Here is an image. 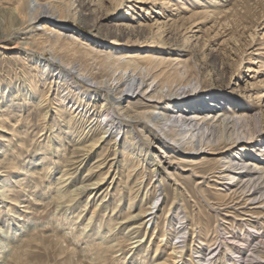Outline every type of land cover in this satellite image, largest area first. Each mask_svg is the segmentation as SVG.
I'll return each instance as SVG.
<instances>
[{"label":"bare ground","instance_id":"bare-ground-1","mask_svg":"<svg viewBox=\"0 0 264 264\" xmlns=\"http://www.w3.org/2000/svg\"><path fill=\"white\" fill-rule=\"evenodd\" d=\"M53 1L40 3L37 0H20L18 5L3 12L8 21L2 22L0 25V38L11 40L17 37L14 41L15 44L3 45L4 48L23 46L30 54L26 59L29 58L30 64L35 65L32 67L34 72H39L38 80H44V83L47 79L49 80L47 90L37 94L39 99L34 107L41 112L44 118L46 117L52 122L49 123L46 130L55 131L56 134L53 135L54 137H51L50 133L47 135L46 138L50 137V140L45 146H42V143H37V148L41 151L36 153L38 155L34 159L32 156L29 160L25 175L33 177L34 173L39 174L41 170L47 171L48 169L49 173L53 174L55 165L51 159L55 157L54 163H57L58 166L60 164L61 169L57 171L58 174L53 178L50 187L55 188L57 212L62 214L64 220L65 216L71 215L73 217L72 224H74V219L82 218L86 206L94 201L96 196L99 198L104 193L103 184H107V179L110 177V174L102 173L105 164L108 163V161L104 162L106 156L103 153H100L90 163V167L82 175V178L78 177V172L95 153L99 152V147L105 144L109 136H113V133L116 135L122 132L129 133L128 136L123 137L122 141L113 140L111 146L114 156L111 157L113 161L109 168L116 165L119 157L125 158L126 153L131 156L147 154L146 158L149 159L147 164L150 170L146 171L147 164L144 165L143 162H140V156L137 167L133 169L134 173L132 171V179L140 174L141 179L138 181H142L144 173L147 172V177H151V179L165 175L168 178H173L174 184H176L175 197L172 201L175 202L174 210L170 212L167 219L169 227L163 228L155 253L163 244L161 241L165 239L166 233L169 231L173 232L174 238L183 236L185 233L191 236L188 241L183 239L182 244H177L179 241L170 242L169 253L161 260L152 261L151 264H188L185 259L188 246L190 251L188 261L192 264L195 261L214 264L218 258L220 260L223 258L224 264H243L245 260L242 261L241 245L252 244L253 240L258 241V245L255 244L252 247V257L247 259L249 261L246 264H264V252L262 251L264 248L263 112L251 114L246 109L250 108L251 111L252 104L247 106L245 103L239 104L236 99L210 96V94L202 92L203 90L192 94L190 89L201 84V78H198L195 65H189L188 58H183V50L188 47L177 45L178 48L183 49L173 55L169 48L170 45L167 44L164 37L156 36V32L152 30L154 26L157 29L167 25L169 27L170 23L167 21H162L160 24H157L158 22L140 23L139 27L152 30V33L147 36H137V34L135 36H100L98 29V33L95 34L98 36L85 38V36L74 35L76 34L74 29L70 34L66 33L70 30L65 25L66 10L69 9V6L62 5L56 0ZM138 1L153 2L163 8L171 7L174 4L172 0ZM250 1L236 0L231 5L222 6V10H217V12L207 10L193 12L190 15L192 17L191 24L203 22L201 20L203 17L205 21L223 22L224 27L228 28L229 19L232 20L234 16L240 15L238 6L248 12L252 10L253 6H258L264 0ZM197 2L200 3V6H206L207 3H214L215 0H198ZM257 23L263 25L264 21L258 20ZM27 27L38 32L41 37H34V35L33 37L30 35L20 37L18 33L23 32ZM248 36L253 42L255 36L253 29L248 32ZM105 37L111 38V41L102 46L101 38L105 39ZM81 39L87 42L84 44ZM47 55L50 57L46 58ZM260 66L264 68V65ZM19 72L24 76L23 69H19ZM49 73L51 75L47 78ZM26 82L31 85L34 81L26 79ZM260 82H264V79ZM124 86L127 87L124 88ZM33 87H35L34 84ZM33 87L31 88L33 89ZM32 89H27L25 86L19 88L21 91L24 90L19 97H23V100L32 99L31 93L35 94ZM180 92L185 97H174L181 95ZM12 96L13 93H10L8 99L6 98V101L10 102V106L12 105V99H10ZM263 96L264 92L258 96V99H262ZM136 97H140L143 102L136 105L131 104L130 101ZM151 102L152 105L149 104ZM51 109H53V115L50 113ZM249 120L252 122L254 120V127L259 124L261 130L259 134H256ZM137 128L142 139H138ZM14 129L6 130V134L14 135L17 133V130L14 131ZM17 135L19 136V134ZM11 139L15 140L11 144L12 154H16L14 156L17 157L18 153L22 151L23 138L16 139L15 136H12ZM54 140H56L55 146H53ZM2 141H7V139L3 138ZM67 142L71 149L66 158ZM167 151L186 152L188 156L181 161L192 165L197 164L190 158L195 154L202 153L205 156L216 154L215 160L219 167L212 172L209 180L223 199L234 200V203L230 204V202V205L212 203V207L209 208L221 219L220 222L217 221L212 231L208 229V232L201 233L204 227L201 220L190 218L185 206L176 203L177 195L179 197L181 195L179 191L181 186L176 182L177 178L174 177L175 170L179 167L175 166L171 160L165 159ZM12 154L4 153V158L0 161V209L3 206L7 207L9 220H12L11 217H19L22 213L16 212L17 214L14 215L10 206H7L12 203V198L7 193L8 190H11L8 182L12 178L16 187L22 186L26 190L22 185L24 177L18 175L19 170L8 166V164L14 166ZM47 155L50 156L49 159H47ZM9 158H12V161ZM142 167L144 168L139 170ZM189 172L200 178L197 183L204 184L206 182L205 175L196 173L197 171L193 168H190ZM115 174H113L110 184L114 180ZM158 177L150 186L151 193L146 196V201L149 196H153L147 206L143 207L140 204L136 212H128L120 219L108 217L110 228L102 237L103 246L100 247L103 249L102 251L113 254L115 251L123 250L122 244L124 243L127 247L125 250L131 252L130 255L135 252L144 255L142 242L146 231L142 237H137L141 229L147 223L154 222L156 218L155 211L158 206L155 201L162 193L157 194L162 190V184ZM30 179L28 182L31 181ZM78 181L80 183L76 184ZM33 184L36 185V182ZM85 195L87 197L84 202ZM7 198L9 199L7 200ZM39 202L35 201V204H39ZM81 203H83V207H81ZM115 204L111 216L118 214L119 204L118 202ZM100 206H106L104 196L93 205L90 215L83 223L82 233L85 229L89 231L93 227ZM130 207L131 204L128 208ZM181 213L183 215L179 216ZM230 218L231 221H229ZM190 221L191 223H189ZM129 222L132 223L128 224ZM235 223L245 227L240 237L233 230L235 226L232 225ZM256 224L259 226L257 227ZM123 226L126 232L120 237L116 236ZM220 230L223 235L226 234L225 237L220 235ZM261 230L262 234L259 233ZM251 232H255V236ZM111 235L114 236L113 240L116 242L106 243ZM9 236H11V232L0 235L2 261L10 252V247L3 250L6 246L5 239L9 238L7 242L11 240ZM119 238L121 239L118 240ZM236 242L238 247L234 245ZM201 245H206V250L209 251L203 252ZM218 246L224 247L230 254H223V249L216 252ZM193 252L197 253L193 255ZM122 253L124 252L122 251L120 254ZM234 253L241 254L234 255ZM18 254L19 252H16L14 256L12 255L9 264H23L21 256ZM105 256L106 254L101 256L102 261L105 260ZM257 257L261 259H256ZM132 264H135L134 261Z\"/></svg>","mask_w":264,"mask_h":264},{"label":"rangeland","instance_id":"rangeland-1","mask_svg":"<svg viewBox=\"0 0 264 264\" xmlns=\"http://www.w3.org/2000/svg\"><path fill=\"white\" fill-rule=\"evenodd\" d=\"M37 1L44 3L51 0ZM56 1H59L62 5L67 4L69 6V9L66 10L67 18L65 19V25L70 30L66 33L70 34L72 29H74L76 31L74 35L90 38L91 36H98L95 35L98 33V29L100 36L109 37L135 36L136 34L137 36H147L151 34L153 30V32H156V36L164 37L167 44L170 45L169 48L172 50L173 55L178 54L180 50L183 49L178 48L177 45L188 47L183 50V58H188L189 65H195V70L198 71V78H201V84L195 85L194 88L190 89L192 90V94L203 90L202 92L210 94V96H223L228 99H236L239 104L245 103L247 106L252 104L251 111L250 108L246 109L251 114H255L256 112L258 114L260 111L264 114V96L262 99H258V96L264 92V82H260V80L264 79V68L260 66L264 65V24L262 25L261 23L259 25L257 23L258 20L264 21V15H262L264 13V1L262 3L260 2L258 6H253L252 10L248 12H245L238 6L237 9L240 10V15L234 16L232 20L229 19L230 23L228 22V28L224 27L223 22H214V20L205 21L203 17L201 18L203 22L191 24L192 17L190 15L193 12L205 10L217 12V10H222V6L225 7L226 4L231 5L236 0H215L214 3H207L206 6H200V3L197 2L198 0H172L174 4H172L171 7L164 8L153 2H140L138 0ZM19 2L20 0H0V25L2 22L8 21L3 12L6 9H11L18 5ZM250 2H253V0ZM29 5L31 6L32 4ZM162 21L170 23L169 27L167 25L166 27L163 26L161 29H157L154 26L152 30L139 27L140 23L152 24L158 22L157 24H160ZM252 29L255 33L253 42H251L248 36V32ZM23 32L24 34H22ZM23 32L18 33L20 37L28 35L31 37H33V35L34 37H41L38 32L30 30V27L24 29ZM109 37H105V39L101 38L103 42L101 44L102 46L109 44V41H111ZM16 38L17 37L12 38L13 40H9V38H0V147L3 148L0 149V161L3 160L4 153L12 154L13 148L11 144L15 142V140H12L11 137L15 136L16 139L19 137L23 138L21 142L23 145L22 151L18 153L17 157L14 156L16 154H12L14 166L11 164H8V166L19 170L18 175L19 177H24L22 185L25 186L26 190H24L22 186L16 187V184L14 185L13 183L14 179L12 178L8 182L11 190H8L7 193L12 198V203L7 204V206H10L14 215L17 214L16 212H21L22 215L19 216L21 219H18L19 217H11L12 220H9L7 207L3 206L0 209V216H2L0 218V235L11 232V236H9L11 240L7 242L9 238L5 239L6 246L3 249L6 250L10 247V252H8L5 259L2 261L3 252L0 251V264H9L12 255L14 256L16 252H19L18 255L21 256L23 264H132L133 261L135 264H151L152 261L161 260L169 253L168 247L170 242L179 241L177 244H182L183 239L188 241L191 236L187 233L183 234V236L180 235L174 238L173 232L171 233V231H169L166 233L165 239L161 241L163 244L159 246L155 253V248L160 241L163 228L168 226L167 219L170 212L174 210L175 204V202H172L175 197L174 188L176 186V184H174V179L162 175L160 177L156 176L162 184V190L158 191L157 194H159V192L162 193L155 201L158 206V209L155 211L156 218L154 222L147 223L141 229L137 237H142L146 231L142 242L144 244V255L138 252L130 255L131 252L125 250L127 247L124 243L122 244L123 250L118 252L115 251L113 254L102 251V248L100 249V247L103 246L102 237L110 228L107 220L108 217L120 219L128 212H136L140 204L143 205V207L147 206L148 202L153 199V196H149L146 201V196L150 194L152 190L150 186L156 178L152 177L151 179V177H147V172L150 170L147 164L149 161V159L146 158L148 157L147 154L139 156H134L133 154L131 156L126 153V159L119 157V161L116 165L109 168L110 163L113 161L111 157L114 156L111 146L113 140L116 142L122 141L124 140L123 137L125 135L128 136L129 133L122 132L118 135L113 133V136H109L105 144L99 147V152L95 153L89 159L88 163L78 172V177L82 178V175H84L90 167V163H92L100 153H103L106 156L104 162L108 161V163L105 164L102 173L110 174V177L107 179L108 183H105V185L103 184L104 193L99 198L96 196L94 201H91V203L86 206L82 218L74 219V224H72L73 217L71 215H69V217L65 216L64 220L62 214L57 212L55 188L50 187L53 178L58 174L57 171L61 169L60 164L58 166L57 163H54L55 157L51 159L53 160V165H55V170L52 172L53 174L49 173L50 171L48 169L47 171L41 170L39 174L34 173L32 175L33 177L25 175L27 172L26 165L29 163V160L32 156H34L32 158L34 159L36 155H38L36 153L41 151L37 148V143H42V146L47 145L50 140V137L46 138L47 135L50 133L52 137L56 132L46 130L49 123L52 122L49 121V119L47 120L46 117L44 118L41 112L34 107L36 101L39 99L37 94L44 93L47 90L49 80L47 79L46 83H44V80H38L39 72H34V68L32 67L35 65L30 64L31 61L29 58L26 59L30 54L23 46L18 45L12 48H4L3 46L6 44H15L14 41H16ZM81 41L84 44L87 42L84 39H81ZM48 57H50V55H47L46 58ZM19 69H23L24 76L19 72ZM50 75L49 73L47 78H49ZM26 79H33L34 82L28 85ZM33 84L35 87H33ZM23 86L27 89H32L31 87H33L32 90L35 94L31 93L32 99L26 98L23 100V97H19L22 94L21 92L24 91L19 90V88ZM126 87L127 86H124V88ZM10 93H13L12 98H10L12 99L11 106L10 102L8 103L6 101ZM174 97L181 98L185 97V95L181 94ZM142 102L143 100H141L140 97L133 98L130 101L133 105L141 104ZM149 104L152 105V102ZM90 105L92 106L93 103L91 102ZM50 113L52 115L54 114L53 109H51ZM249 123L253 128L254 120L253 122L249 120ZM10 129H14V131L17 130V133L14 132L16 135L14 133V135L6 134V130ZM137 130L138 128L136 131ZM254 131H256V134L261 132L259 124L254 127ZM17 134H19V136ZM40 134L41 136H38ZM137 135L139 136L138 139H142L138 131ZM3 138L7 139V141H2ZM54 142L53 146H55L56 140H54ZM68 145L69 143L67 142L66 158L70 154L69 151L71 149V146L69 145L68 147ZM108 148H110V150H108ZM143 152L144 151H142V153ZM140 156V162H143L144 165L147 164V172L144 173L142 181H138L141 179L140 174L134 179H132L133 175L131 176V174L134 173L133 169L138 165ZM187 156L186 152L167 151L165 159L171 160L175 166L179 167V169L175 170L176 174L174 177L177 178L176 182L181 186V189L179 188L181 195L180 197L177 195L176 203L185 206V210L190 218L194 217L195 219H199V221L201 220L204 225L201 233H206L208 229L212 231L217 221L220 222L221 220L220 216H217V214L209 208L212 207V203L230 205L234 203V200L231 201V199H229V201L228 199H223L220 196V192L214 188L211 180H209L211 179L210 176L212 172L219 167V164L215 160L216 154H209L206 156L202 153L195 154L194 157H190L192 161L197 162V164L193 165L186 162L182 163ZM46 157L47 159L50 158L48 155ZM9 160L12 161V158H9ZM144 167L139 170H142ZM190 168L196 170V173L205 175L206 182L204 184L197 183V180L200 178L192 175L189 172ZM113 174H115L114 180L110 184ZM128 174H130V178ZM29 179L31 180L30 182H28ZM33 182H36V185H34ZM79 183L80 181L76 182V184ZM103 196L106 200V206H100V209L97 211L95 222L92 225L93 227L89 231L85 229L82 233L83 223L90 215L93 205L95 202L98 203V200ZM86 197L87 195H85L84 202ZM35 198L38 199L35 200ZM8 199L9 198H7V200ZM35 201L40 202L39 204H35ZM116 202L119 204L118 214L117 216H111ZM129 204H131L130 208H128ZM83 206V203H81V207ZM237 211H235V213H237ZM182 215L183 213L179 216ZM229 221H231V218ZM130 223L132 222L128 224ZM189 223H191V221ZM232 226H235L233 230L236 235L240 237L245 227H242L238 223ZM256 226L258 227L259 224H256ZM170 228L172 229V227ZM221 231L222 230H220L219 233ZM124 232H126V229L123 226L117 232L116 236L120 237ZM261 232L262 230L259 233L262 234ZM251 233L254 234L253 236L256 234L255 232ZM220 235H223V232H221ZM225 236L226 234L223 235V237ZM113 239L114 236L111 235L106 243H115L116 240ZM120 239L121 238L118 240ZM257 242L258 241L253 240L252 244L247 243L243 246L241 245L240 251L243 255L242 261L245 260L243 264L248 263L249 260L247 259L252 257V247H254L255 244L258 245ZM234 245L237 246V242ZM202 249L203 252L209 251L206 250V245H203ZM262 249L264 252V248ZM187 250L185 255L186 263L192 264L188 261L190 257L189 246ZM220 250H222L223 254H230L224 247L218 246L216 252ZM122 251L124 253L120 254ZM196 253L197 252H193L192 254L195 255ZM241 253H234V255ZM105 254V260L102 261L101 256ZM256 259L261 258L257 257ZM194 264L203 263L195 261ZM214 264H224L223 258L221 260L218 258V261Z\"/></svg>","mask_w":264,"mask_h":264}]
</instances>
